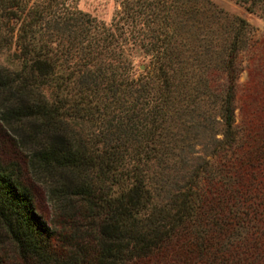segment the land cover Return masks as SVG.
I'll list each match as a JSON object with an SVG mask.
<instances>
[{
  "label": "trees",
  "instance_id": "1",
  "mask_svg": "<svg viewBox=\"0 0 264 264\" xmlns=\"http://www.w3.org/2000/svg\"><path fill=\"white\" fill-rule=\"evenodd\" d=\"M251 41L212 0H114L109 22L0 0V121L71 213L50 225L0 157V264H264V93L241 123L235 104Z\"/></svg>",
  "mask_w": 264,
  "mask_h": 264
},
{
  "label": "rangeland",
  "instance_id": "2",
  "mask_svg": "<svg viewBox=\"0 0 264 264\" xmlns=\"http://www.w3.org/2000/svg\"><path fill=\"white\" fill-rule=\"evenodd\" d=\"M212 1L229 14L245 18L251 26V45L238 55L241 71L237 81L235 104L237 121L241 123L259 110L260 99L264 93V16L248 10L244 4L235 0ZM78 6L109 22L114 0H78ZM143 62L145 60L137 58L138 69H143ZM0 63L8 64L7 52H0ZM20 137L11 126L0 121V157L4 163L19 170L21 179L30 188L35 206L43 218L50 225L59 227L61 221L69 220L71 213H63L57 207L51 179L35 172L31 167L30 145ZM78 215L79 213L75 214L74 219H78Z\"/></svg>",
  "mask_w": 264,
  "mask_h": 264
},
{
  "label": "water",
  "instance_id": "3",
  "mask_svg": "<svg viewBox=\"0 0 264 264\" xmlns=\"http://www.w3.org/2000/svg\"><path fill=\"white\" fill-rule=\"evenodd\" d=\"M141 68H143V65H141Z\"/></svg>",
  "mask_w": 264,
  "mask_h": 264
}]
</instances>
